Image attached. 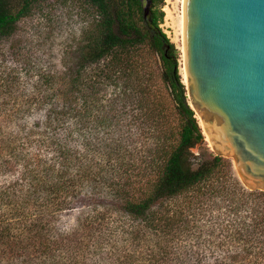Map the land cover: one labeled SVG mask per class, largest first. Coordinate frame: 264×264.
Masks as SVG:
<instances>
[{"label":"trees","instance_id":"trees-1","mask_svg":"<svg viewBox=\"0 0 264 264\" xmlns=\"http://www.w3.org/2000/svg\"><path fill=\"white\" fill-rule=\"evenodd\" d=\"M42 1L0 0V44ZM77 1L83 2L78 7L89 19L76 48L71 85L65 74H42L54 83L52 96L61 101L28 127L22 145L6 146L7 151L5 142L12 136L8 135L0 146V169L21 168L13 181L0 182V260L24 247L47 251L45 235L52 231L57 214L72 209L85 189L92 199L106 195L119 203L123 214L139 225L134 239H141L146 230L179 215L175 212L167 218L161 210L165 201L190 193L187 208L191 209L199 198L196 192L223 189L229 179L240 193L239 201L243 200L232 209H251L228 221L229 226L238 240H258L260 246L246 247V253L252 250L256 257H264V190L245 189L230 174L223 156L197 162L193 153L205 136L188 101L178 49L161 28L164 0ZM111 86H116L114 95H108ZM102 90L107 101L95 121L112 132L100 145L85 136L84 128ZM168 98L181 119L176 134L160 123L168 118ZM148 125L158 129L149 128L144 134ZM15 140L21 137L15 135ZM99 154L105 166L96 159ZM226 171L229 177H221ZM86 220L96 222L91 216ZM86 220L82 223L86 229L94 225ZM168 253L167 248L153 252L151 264H164L160 259ZM22 264H31V258H24Z\"/></svg>","mask_w":264,"mask_h":264},{"label":"rangeland","instance_id":"rangeland-1","mask_svg":"<svg viewBox=\"0 0 264 264\" xmlns=\"http://www.w3.org/2000/svg\"><path fill=\"white\" fill-rule=\"evenodd\" d=\"M79 5H83V2L44 0L37 3L31 14L18 22L16 33L2 40L0 44L1 147L4 145L3 139L8 135L12 136L10 139L7 138L5 147L22 145V138L28 127L43 120L49 109L61 101L52 96L54 83L49 79H43L42 74L48 75L54 72L65 74V82L71 85L77 68L76 48L81 44L82 32L86 27V20L89 19ZM182 5L183 0H164L165 17L161 28L178 49L179 71L184 82L181 49ZM98 90L97 86V93ZM114 90L116 86H111L107 90L108 95H114ZM104 93L103 90L100 92L96 99L99 104L98 106L95 104L91 109L92 113L87 117L84 128L85 136L100 145L105 144L101 139L110 136L112 132L95 121L102 109L101 105L107 101ZM84 100L83 98L82 101ZM167 103L168 118L160 123L169 133L176 134L180 129V115L170 98ZM196 117L201 126L197 113ZM152 127L158 129V125H148L143 133L150 132L149 128ZM203 134L204 142L193 149V153L198 157L197 162L216 155L204 130ZM15 135L20 136L21 140L16 141ZM149 136L150 133L147 134V137ZM96 137L97 139L94 140L93 138ZM33 147L36 145L34 144ZM6 150L8 151L7 147ZM224 158L228 160V166L230 165V174L238 179L245 189L251 190L241 181L234 160L229 157ZM96 159L99 162L101 160L102 165H106L100 154ZM17 167L7 171L0 169V182L5 183L17 178L21 169ZM228 173L221 172V177L225 175L229 177ZM90 194L89 190L85 189L74 202L72 209H66L56 215L57 219L53 223L52 231L45 235L49 240L47 251L40 252L34 247L20 248L15 255L8 254L3 257L0 264H22L23 259L28 257L31 258V264H151V254L160 248L169 249L168 256L160 259L164 264H264V257H256L252 250L248 252L249 254L244 250L251 245H258V240L254 237L249 242L238 240L229 226L228 221L239 219L251 210L247 209L248 206L242 207L237 212L232 209L231 206L234 207L239 201L240 193L233 186L231 179L227 180L223 189L214 188L208 194L201 195L196 192L199 198L191 209L187 208L190 193L165 201L161 205V210L166 217L175 212L179 215L173 221L162 222V226H154V230H146V235L141 234V239H134L133 231L139 229V225H135L123 214L119 203L106 195H96L92 199ZM160 204L155 206L154 210H158ZM103 214H106L104 219H99ZM90 216L94 217L96 222L86 220ZM85 220L94 225L86 229L82 225ZM238 254L239 257L236 256Z\"/></svg>","mask_w":264,"mask_h":264},{"label":"water","instance_id":"water-1","mask_svg":"<svg viewBox=\"0 0 264 264\" xmlns=\"http://www.w3.org/2000/svg\"><path fill=\"white\" fill-rule=\"evenodd\" d=\"M182 71L216 155L264 190V0H183Z\"/></svg>","mask_w":264,"mask_h":264},{"label":"bare ground","instance_id":"bare-ground-1","mask_svg":"<svg viewBox=\"0 0 264 264\" xmlns=\"http://www.w3.org/2000/svg\"><path fill=\"white\" fill-rule=\"evenodd\" d=\"M184 82H185V80H184ZM197 113V112H196ZM197 116H198V114H197ZM199 117V116H198ZM201 125L203 126V124H202V122H201ZM204 130V129H203ZM204 133L206 134V137H207V139L210 141V139H209V136H208V134L204 131ZM211 144V143H210Z\"/></svg>","mask_w":264,"mask_h":264}]
</instances>
